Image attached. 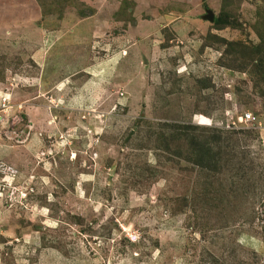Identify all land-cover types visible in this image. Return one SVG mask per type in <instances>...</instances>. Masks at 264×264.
Returning <instances> with one entry per match:
<instances>
[{"label":"rangeland","instance_id":"1","mask_svg":"<svg viewBox=\"0 0 264 264\" xmlns=\"http://www.w3.org/2000/svg\"><path fill=\"white\" fill-rule=\"evenodd\" d=\"M0 264H264V0H0Z\"/></svg>","mask_w":264,"mask_h":264},{"label":"built area","instance_id":"2","mask_svg":"<svg viewBox=\"0 0 264 264\" xmlns=\"http://www.w3.org/2000/svg\"><path fill=\"white\" fill-rule=\"evenodd\" d=\"M253 119H254V118H253V116H252L251 114H247V115H245V119H244V120H245L246 122H247V121L250 122V121H253Z\"/></svg>","mask_w":264,"mask_h":264},{"label":"trees","instance_id":"3","mask_svg":"<svg viewBox=\"0 0 264 264\" xmlns=\"http://www.w3.org/2000/svg\"><path fill=\"white\" fill-rule=\"evenodd\" d=\"M218 23V20L216 19L215 21H214V24H217ZM228 45H233V46H235V44H228ZM201 124H204V122H201Z\"/></svg>","mask_w":264,"mask_h":264},{"label":"water","instance_id":"4","mask_svg":"<svg viewBox=\"0 0 264 264\" xmlns=\"http://www.w3.org/2000/svg\"><path fill=\"white\" fill-rule=\"evenodd\" d=\"M209 21H210V22L213 21V17H212V15L209 17Z\"/></svg>","mask_w":264,"mask_h":264}]
</instances>
